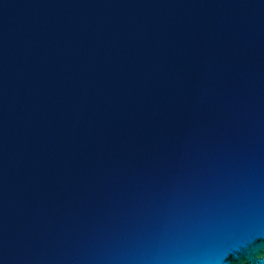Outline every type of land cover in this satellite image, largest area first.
Returning a JSON list of instances; mask_svg holds the SVG:
<instances>
[{
  "label": "water",
  "instance_id": "1",
  "mask_svg": "<svg viewBox=\"0 0 264 264\" xmlns=\"http://www.w3.org/2000/svg\"><path fill=\"white\" fill-rule=\"evenodd\" d=\"M0 264H264V0H0Z\"/></svg>",
  "mask_w": 264,
  "mask_h": 264
}]
</instances>
